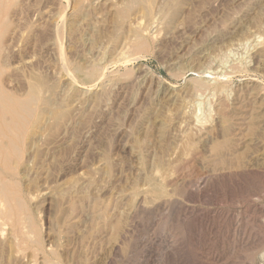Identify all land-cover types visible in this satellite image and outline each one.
I'll list each match as a JSON object with an SVG mask.
<instances>
[{"label": "rangeland", "instance_id": "374dc122", "mask_svg": "<svg viewBox=\"0 0 264 264\" xmlns=\"http://www.w3.org/2000/svg\"><path fill=\"white\" fill-rule=\"evenodd\" d=\"M132 4L11 0L2 80L39 96L0 264H264V0Z\"/></svg>", "mask_w": 264, "mask_h": 264}, {"label": "bare ground", "instance_id": "6f19581e", "mask_svg": "<svg viewBox=\"0 0 264 264\" xmlns=\"http://www.w3.org/2000/svg\"><path fill=\"white\" fill-rule=\"evenodd\" d=\"M129 2L131 4L132 3H145V5L150 4V0H129ZM10 4H11V0H0V47H1L2 37L4 34L3 31L4 30L7 31L8 27H9L8 26L7 13H8V8H9ZM124 14H125V10H120L118 16L123 17ZM164 19H165V17H164ZM141 25H142V23H141ZM141 25H139V24L136 25V31H137L138 35H136L137 37L135 40H133L129 43L130 46H132V47L142 48L145 44L142 41V38H143L142 36L144 35V33L146 31L144 32L143 26H141ZM134 27H135V25H134ZM144 29L147 30V28H144ZM259 37H260V35H259ZM261 37L257 39L259 45L264 42V39H261ZM119 57H120V55H119ZM72 75L70 76V73L65 75L67 77V79L70 80V82H74L72 79ZM2 78H3L2 77V66L0 65V231H2L4 229V226H6V227L9 226V228L12 230V234L14 235V238L16 239V237L19 234H22L24 232V230H26V229H24L26 227V225L32 224V221H31L30 214L27 212V206H26V204L22 198L23 196H21L19 191L14 187V185H15L14 184L15 183V179H14L15 165L13 164L12 159H14V158L19 159L21 157L19 142L21 141L22 130L24 129V127L27 123V118L30 117V115L32 116V113H31L32 112V104L35 101V97H36L35 95H37L38 93H36L37 90L35 91V89H32L29 93H27L24 96H17L16 94H14L11 90H9L5 86ZM36 86L37 85H35V87ZM38 86H39V84H38ZM38 86L36 89H38ZM43 92H44V90H43ZM38 96L39 95H37V97ZM154 179H155V177H154ZM159 180H161V178ZM159 180H158V182H159ZM153 188L155 189V187H153ZM156 190L161 192V188H159V186L156 187ZM145 196H147V195H145ZM146 200H147V197H146ZM143 202H144V200H143ZM152 202H155V201L153 200ZM149 207H150V205H149ZM2 232H4V231H2ZM2 232H0V233H2ZM1 236H2V234H0V237ZM31 238H33V237H31ZM1 239H2V237H1ZM9 248H10V245H9ZM10 249H12V248H10ZM39 261H36V262H39Z\"/></svg>", "mask_w": 264, "mask_h": 264}]
</instances>
